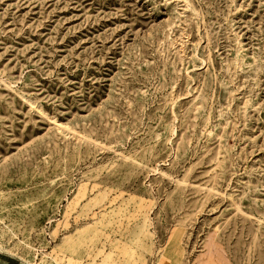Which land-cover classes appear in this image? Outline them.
Listing matches in <instances>:
<instances>
[{"label": "rangeland", "instance_id": "obj_1", "mask_svg": "<svg viewBox=\"0 0 264 264\" xmlns=\"http://www.w3.org/2000/svg\"><path fill=\"white\" fill-rule=\"evenodd\" d=\"M0 254L264 264V0H0Z\"/></svg>", "mask_w": 264, "mask_h": 264}, {"label": "crops", "instance_id": "obj_2", "mask_svg": "<svg viewBox=\"0 0 264 264\" xmlns=\"http://www.w3.org/2000/svg\"><path fill=\"white\" fill-rule=\"evenodd\" d=\"M17 261L11 256H3V254H0V264H18Z\"/></svg>", "mask_w": 264, "mask_h": 264}]
</instances>
